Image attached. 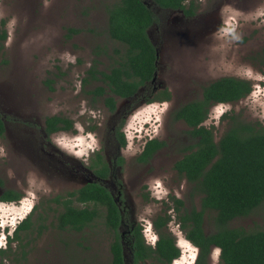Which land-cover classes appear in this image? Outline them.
Wrapping results in <instances>:
<instances>
[{
	"label": "rangeland",
	"instance_id": "rangeland-1",
	"mask_svg": "<svg viewBox=\"0 0 264 264\" xmlns=\"http://www.w3.org/2000/svg\"><path fill=\"white\" fill-rule=\"evenodd\" d=\"M116 2H1L0 20L8 39L0 50V113L7 127L6 138L0 140V197L14 190L23 198L0 202V250H8L9 239L31 215L35 224L40 215L46 217L43 229L37 224L21 232L5 264H111L114 235L104 220L82 233L61 231L55 218L62 209L50 203L101 181L90 169L98 154L111 168L102 182L124 215L121 233L127 264H134L133 228L141 225L147 240L155 242L151 225L168 209L171 196L184 200L187 210H201V196L192 198V186L174 170L194 141L188 126L174 121L173 112L200 99L210 83L234 77L253 84L244 100L212 108L204 125L215 127L217 140L229 128L225 116L233 112L264 125V0H194L195 16L190 18L182 11L155 7L160 24L149 35L158 49V72L134 99L117 98V111L111 113L105 99L93 94L102 83L86 79L95 60L101 71H109L120 49L108 33L107 7ZM97 46L109 55L97 58ZM166 90L170 101L148 103ZM51 116L73 121L74 131L47 137L45 121ZM123 121L125 147L117 138ZM155 139L168 144L150 164H140L137 158ZM215 217L214 212L205 215L207 234L215 232ZM172 218L168 230L181 248L172 264H189L192 258L195 264L198 249L186 239L177 216ZM230 227L263 230L264 206ZM213 253L212 264H221L216 259L219 250Z\"/></svg>",
	"mask_w": 264,
	"mask_h": 264
},
{
	"label": "trees",
	"instance_id": "trees-1",
	"mask_svg": "<svg viewBox=\"0 0 264 264\" xmlns=\"http://www.w3.org/2000/svg\"><path fill=\"white\" fill-rule=\"evenodd\" d=\"M155 7L182 11L189 18L195 16L196 10L194 0H117L107 7L109 37L120 44V49L114 52L116 60L109 71H101L100 63L95 60L86 81L93 79L102 83L93 94L105 99L111 113L117 111V98L134 99L158 72V49L149 35V31L160 24ZM7 39V32L0 29V50ZM105 49L97 46L95 56H108ZM252 91L250 81L221 78L205 86L200 99L173 112L174 121L184 122L190 129L188 135L194 141L193 145L186 147L174 170L192 186L195 194L192 198L201 196V210L195 207L187 210L184 200L171 196L168 209L153 221L158 234L155 246L146 244L140 226L133 230L131 249L134 264H172L181 256L177 240L168 230L173 219L168 210H174L186 239L200 250L197 264H209L213 247L221 249L222 264H264V229L247 231L230 227L233 221L249 217L264 206V125L243 119L234 112L227 114L225 118L229 120V128L220 140L216 139L215 127L204 125L214 106L236 104ZM171 99V93L166 90L163 96L159 95L148 103ZM124 123L121 122L117 133L123 147L127 144L124 133L120 132ZM73 131L74 123L66 117L51 116L45 121L48 137ZM6 133L5 118L0 113V140L6 138ZM167 144L159 139L149 141L137 161L142 165L150 164ZM90 169L101 181L87 184L66 197L59 195L51 200V204L57 205V210L62 209L55 218L56 226L61 231L82 233L103 219L108 231L114 235L110 246L111 264H127L121 233L122 208L102 182L110 177L111 168L104 156L98 154ZM21 199L20 192L8 190L0 197V202L14 203ZM207 212L216 214V229L212 234H207L204 228ZM45 218L40 215L35 224L31 215L18 227L14 237L9 239L8 250H0V264L6 263L13 243L21 240V232L31 231L37 224L43 229Z\"/></svg>",
	"mask_w": 264,
	"mask_h": 264
},
{
	"label": "flooded vegetation",
	"instance_id": "flooded-vegetation-1",
	"mask_svg": "<svg viewBox=\"0 0 264 264\" xmlns=\"http://www.w3.org/2000/svg\"><path fill=\"white\" fill-rule=\"evenodd\" d=\"M2 0H0V11H1V6H2ZM3 23H4V21H1L0 20V29H3V30H5L4 28H5V26L3 27ZM6 31V30H5ZM7 32V31H6ZM7 36H8V32H7ZM123 129V128H122ZM120 130V132H122L123 130ZM6 135H7V133H6ZM54 136V135H53ZM52 136V137H53ZM48 137V136H47ZM141 155V154H140ZM156 156V155H155ZM155 190V188L152 190H150V192H153ZM22 198H23V194H22ZM115 198V197H114ZM170 200V199H169ZM120 206V205H119ZM25 209V208H24ZM172 211V213L171 214H175L176 215V213L174 212V210H171ZM122 214H123V212H122ZM172 215V216H173ZM123 217H124V215H123ZM123 223H124V220H123ZM21 225V224H20ZM19 225V226H20ZM141 227V225H138L137 227ZM152 228L151 229H153L154 231H155V228H154V224L152 223ZM123 227V226H122ZM137 227H134L133 228V230L135 229V228H137ZM142 228V227H141ZM122 230V229H121ZM133 232V231H132ZM155 233L157 234V232L155 231ZM142 234H143V236H144V239H145V242H146V244L147 245H151V246H155L156 245V242L158 241V234H157V236H155V237H157V239H155V242H149L148 240H147V238H146V236H145V233H144V230H143V228H142ZM131 237H132V239H133V234H131ZM189 243H191L190 241H189ZM124 244V243H123ZM184 244V243H183ZM177 245H178V243H177ZM179 247V246H178ZM180 248V247H179ZM197 248V247H196ZM181 249V248H180ZM198 249V248H197ZM215 250H219V254H218V257L216 258L217 260H218V262L219 263H221V259H220V256H221V249L220 248H218V247H213L212 249H211V252H210V255H209V264H212V259L213 260H215V258H213V252L215 251ZM199 253H200V250L198 249V253H197V257H196V261H195V264H197V261H198V258H199ZM192 260H193V258L192 259H188V261L187 262H189V264H192ZM222 264V263H221Z\"/></svg>",
	"mask_w": 264,
	"mask_h": 264
},
{
	"label": "bare ground",
	"instance_id": "bare-ground-1",
	"mask_svg": "<svg viewBox=\"0 0 264 264\" xmlns=\"http://www.w3.org/2000/svg\"><path fill=\"white\" fill-rule=\"evenodd\" d=\"M183 264V263H182Z\"/></svg>",
	"mask_w": 264,
	"mask_h": 264
}]
</instances>
